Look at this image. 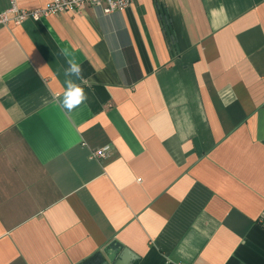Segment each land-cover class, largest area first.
<instances>
[{"label": "crops", "instance_id": "1", "mask_svg": "<svg viewBox=\"0 0 264 264\" xmlns=\"http://www.w3.org/2000/svg\"><path fill=\"white\" fill-rule=\"evenodd\" d=\"M64 48L88 97L71 114ZM123 258L264 264V0H132L0 27V264Z\"/></svg>", "mask_w": 264, "mask_h": 264}, {"label": "built area", "instance_id": "2", "mask_svg": "<svg viewBox=\"0 0 264 264\" xmlns=\"http://www.w3.org/2000/svg\"><path fill=\"white\" fill-rule=\"evenodd\" d=\"M132 0H50L46 5L35 8H21L15 0H10L7 8L0 11V27L13 22L20 24L24 20L39 19L49 14H57L62 11H74L85 6L99 7L104 13L120 10L131 4ZM108 146L94 149L91 156L102 158L108 155Z\"/></svg>", "mask_w": 264, "mask_h": 264}, {"label": "clouds", "instance_id": "3", "mask_svg": "<svg viewBox=\"0 0 264 264\" xmlns=\"http://www.w3.org/2000/svg\"><path fill=\"white\" fill-rule=\"evenodd\" d=\"M61 54L65 57L68 67L65 69V76L67 77L65 83L66 90L63 92V99L57 98V103L62 110L68 114L74 112L81 105L85 104L88 97L84 89L76 83L71 77L75 76L77 79H83L82 66L77 62L76 57L67 48L61 49Z\"/></svg>", "mask_w": 264, "mask_h": 264}, {"label": "water", "instance_id": "4", "mask_svg": "<svg viewBox=\"0 0 264 264\" xmlns=\"http://www.w3.org/2000/svg\"><path fill=\"white\" fill-rule=\"evenodd\" d=\"M122 257H123V255H120V258H122ZM109 260H111V259H109ZM109 260L106 259V260H104L101 264H111ZM115 261H116V260H114V261L112 262V264H114ZM124 262H125V258L122 259V261L120 262V264H125ZM117 264H119V263H117Z\"/></svg>", "mask_w": 264, "mask_h": 264}]
</instances>
